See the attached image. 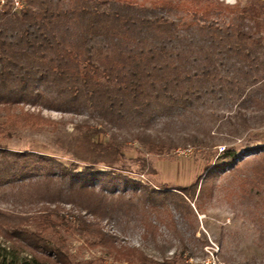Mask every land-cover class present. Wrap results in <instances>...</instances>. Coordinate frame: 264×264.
I'll return each mask as SVG.
<instances>
[{"label":"trees","instance_id":"16d2710c","mask_svg":"<svg viewBox=\"0 0 264 264\" xmlns=\"http://www.w3.org/2000/svg\"><path fill=\"white\" fill-rule=\"evenodd\" d=\"M19 1L21 7L15 0L0 5V118H5L8 134L59 124L26 105L44 103L79 114L93 108L102 114L103 124L111 125L124 118H149L164 107L191 101L189 95L199 84L213 92L224 81L237 86L242 105L250 100L264 105V95L259 101L258 88H251L260 83L264 93V39L251 30L253 10L237 2ZM233 117L237 113L228 118ZM261 119L264 122V113ZM114 135L107 143L95 142L87 134L73 139L80 170L45 153L0 147V201L35 203L21 198L30 189L38 192L43 205L41 215L21 210L0 221V236L11 244L0 245V264H69L67 251L45 234L48 228H57L54 215L62 218L59 213L66 205L74 223L62 224L86 240L94 238L92 247L104 248L114 261L146 263L142 250L123 244L104 223L132 205L127 202L131 195L149 205L157 192L168 190L115 171L122 147ZM133 138L151 152L175 146L167 136L153 135L144 127ZM260 149L247 161H260L255 172L264 174V144ZM235 161L234 150L228 149L212 167L232 166ZM127 188L133 194H125ZM30 220H40L43 227H26Z\"/></svg>","mask_w":264,"mask_h":264},{"label":"rangeland","instance_id":"374dc122","mask_svg":"<svg viewBox=\"0 0 264 264\" xmlns=\"http://www.w3.org/2000/svg\"><path fill=\"white\" fill-rule=\"evenodd\" d=\"M223 1L251 8L255 16L251 30L264 39V0ZM197 87L189 95L191 101L164 107L149 118H124L111 125L103 124L102 114L93 108L79 114L57 111L44 103L26 105L59 124L20 128L8 134L1 117L0 147L45 153L66 166L76 164L80 170L83 166L72 151L73 139L87 134L95 142L107 143L115 134L122 147L115 171L168 192H157L149 205L131 195L127 202L132 205L105 222L106 230L116 232L123 244L142 250L148 256L145 264H264V174L255 172L260 161H247L258 155L264 144V105L253 100L242 105L237 86L225 81L213 92L207 84ZM251 88H258L255 92L261 101L260 83ZM236 113L237 117L228 118ZM141 127L153 135L167 136L175 146L151 152L148 145L133 138ZM228 149L234 150L235 164L214 169L216 158ZM208 167L212 168L208 171ZM37 193L29 189L22 194L23 200H34L29 205L0 201V221L21 210L41 215L43 205ZM124 193L133 191L127 188ZM65 208L59 213L62 218L54 215L57 228H48L45 234L53 245L67 251L69 264H126L114 261L104 248L92 247L94 238L86 240L65 227L63 220L74 223L66 212L68 205ZM26 227L39 230L43 224L30 220ZM0 245L11 244L0 236Z\"/></svg>","mask_w":264,"mask_h":264},{"label":"built area","instance_id":"2783aa9c","mask_svg":"<svg viewBox=\"0 0 264 264\" xmlns=\"http://www.w3.org/2000/svg\"><path fill=\"white\" fill-rule=\"evenodd\" d=\"M4 0H0V5L3 4ZM15 6L16 7H21V5H19V1L18 0H15L14 2Z\"/></svg>","mask_w":264,"mask_h":264}]
</instances>
